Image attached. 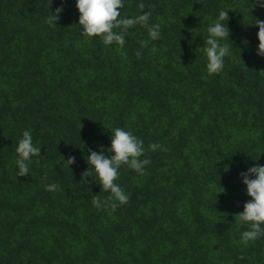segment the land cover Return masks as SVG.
Instances as JSON below:
<instances>
[{
	"label": "trees",
	"instance_id": "obj_1",
	"mask_svg": "<svg viewBox=\"0 0 264 264\" xmlns=\"http://www.w3.org/2000/svg\"><path fill=\"white\" fill-rule=\"evenodd\" d=\"M49 4L0 0V264H264V235L241 242L247 226L236 216L250 199L239 173L264 165V57L253 25L264 8L122 0L121 17L148 12L160 35L135 24L121 47L81 34L75 0H51L63 10L50 26ZM221 10L230 54L209 75L206 29ZM115 127L143 141L149 163L143 173L122 164L115 182L127 202L97 208L94 195L109 193L81 182L85 157L101 146L109 155ZM24 130L41 155L17 177Z\"/></svg>",
	"mask_w": 264,
	"mask_h": 264
},
{
	"label": "clouds",
	"instance_id": "obj_2",
	"mask_svg": "<svg viewBox=\"0 0 264 264\" xmlns=\"http://www.w3.org/2000/svg\"><path fill=\"white\" fill-rule=\"evenodd\" d=\"M50 4L47 23L50 26H56L55 21L59 20L63 10L62 4L54 10H50ZM75 7L79 13L77 25L82 29L81 34L88 37H99L105 46L118 45L122 47L125 43V33L135 24L147 26L148 36L152 40H156L160 35L159 25L149 26L147 24L148 12H142L136 17H121L122 0H75ZM138 7L143 9V3ZM254 7L264 8V0H254L252 8ZM227 19V11L221 10L206 29L207 36L204 41L206 46L203 48V52L206 58V71L209 75L218 73L223 67V58L230 54L228 44L223 43L225 38L229 41ZM253 25L258 29L256 55L264 57V20L256 18ZM114 29L119 30L114 31ZM108 130H110V143L106 151L109 155L104 154L103 146L100 150L90 149L85 157L87 168L82 173L81 182H86L85 177L92 178L94 182L98 181L100 190L108 192L109 196L106 200H101L94 195L92 203L97 208L110 204V207L115 209L128 200L125 191L115 182L120 166L123 164L137 173H143L144 166L149 161L140 159L144 152L142 140L120 127ZM149 147L155 149L158 145L153 144ZM14 151L16 153V176L28 175L32 157L41 155L40 147L33 143L30 130L22 132ZM63 161L65 160L63 159ZM66 162L69 167L74 163V157H69ZM239 176L242 184L245 185L246 195L250 197L243 204V210L236 214L238 221L247 226L240 235L241 242L247 243L264 235V165L253 164L239 173ZM46 188L55 190L57 185L49 184L46 185Z\"/></svg>",
	"mask_w": 264,
	"mask_h": 264
}]
</instances>
